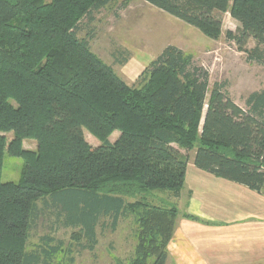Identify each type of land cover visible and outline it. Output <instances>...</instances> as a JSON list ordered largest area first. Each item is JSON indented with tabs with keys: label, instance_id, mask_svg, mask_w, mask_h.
I'll return each instance as SVG.
<instances>
[{
	"label": "trees",
	"instance_id": "1",
	"mask_svg": "<svg viewBox=\"0 0 264 264\" xmlns=\"http://www.w3.org/2000/svg\"><path fill=\"white\" fill-rule=\"evenodd\" d=\"M111 1L0 0V264H47L60 252L51 237L42 238L44 248L25 250L35 220L48 211L78 229L89 251L104 220L115 230L130 215V264H166L179 212L147 195L179 197L189 161L180 150H194L197 169L264 194V89L243 110L223 84L208 92V73L174 46L137 86L127 85L77 37L80 23ZM142 1L210 40L222 33L216 13H228L239 28L227 40L264 49V0ZM84 131L100 145L92 147ZM25 140L35 150H25ZM5 153L23 160L17 183L1 181Z\"/></svg>",
	"mask_w": 264,
	"mask_h": 264
},
{
	"label": "rangeland",
	"instance_id": "2",
	"mask_svg": "<svg viewBox=\"0 0 264 264\" xmlns=\"http://www.w3.org/2000/svg\"><path fill=\"white\" fill-rule=\"evenodd\" d=\"M216 16L222 22V33L218 39L210 40L195 28L162 13L142 0H112L80 23L77 37L87 40L91 52L110 66L129 86H137L143 70L165 47L174 46L185 55L191 56L195 66L208 73V92L214 84H223L229 98L237 106L247 110V97L264 89V49L254 40L239 49L225 37L227 32L237 33L239 24L228 13H216ZM124 60L125 63H121ZM4 136L7 141L12 138L9 133ZM84 136L92 147L100 145L86 131ZM110 139L113 140L114 137L111 136ZM23 144L25 150H35L33 141L25 140ZM180 153L187 156L189 161L193 159L194 150H180ZM22 166L21 158L5 153L2 183H17ZM147 199L157 206L169 207L172 204L169 191H152L148 193ZM38 208H42L41 204H38ZM191 217L196 219L195 216ZM61 222L62 219L55 221L53 211L39 216L30 231L25 250L32 252L44 248L42 238L51 237L54 241L49 246L60 244L61 250L47 264L131 263L136 246L132 216L120 219L115 230H111L109 220H104L105 227L96 230L97 244L92 251L80 247L86 241L82 237H76L78 229L65 228L61 226Z\"/></svg>",
	"mask_w": 264,
	"mask_h": 264
},
{
	"label": "crops",
	"instance_id": "3",
	"mask_svg": "<svg viewBox=\"0 0 264 264\" xmlns=\"http://www.w3.org/2000/svg\"><path fill=\"white\" fill-rule=\"evenodd\" d=\"M111 136L112 143L119 135ZM171 198L179 217L166 263L264 264V194L199 170L191 160L179 197Z\"/></svg>",
	"mask_w": 264,
	"mask_h": 264
}]
</instances>
